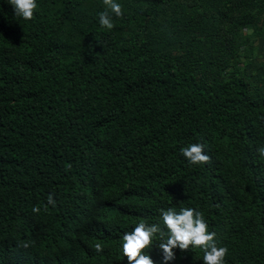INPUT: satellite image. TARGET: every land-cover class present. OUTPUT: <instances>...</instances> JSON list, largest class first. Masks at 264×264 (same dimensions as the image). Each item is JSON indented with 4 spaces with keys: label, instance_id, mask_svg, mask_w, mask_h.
Listing matches in <instances>:
<instances>
[{
    "label": "trees",
    "instance_id": "16d2710c",
    "mask_svg": "<svg viewBox=\"0 0 264 264\" xmlns=\"http://www.w3.org/2000/svg\"><path fill=\"white\" fill-rule=\"evenodd\" d=\"M36 2L0 0V264H128L123 235L169 208L203 213L224 264H264V56L241 68L236 35L262 36L264 0H115L111 30L103 0Z\"/></svg>",
    "mask_w": 264,
    "mask_h": 264
},
{
    "label": "clouds",
    "instance_id": "9594fccd",
    "mask_svg": "<svg viewBox=\"0 0 264 264\" xmlns=\"http://www.w3.org/2000/svg\"><path fill=\"white\" fill-rule=\"evenodd\" d=\"M12 5L14 16L24 20H31L34 10L37 8L36 0H7ZM106 7L104 12L99 14V24L111 30L114 27L110 12L117 17L122 16V6L115 0H103ZM202 143H192L180 149L181 154L193 165L209 163L211 158L205 154ZM258 152L264 156V148H259ZM48 204L53 207L56 201L49 195ZM32 211L38 213L39 207H33ZM160 215L163 221V228L159 224L148 225L140 222L130 232H126L122 237L121 251L127 258L128 264H155L149 254H144V250L153 244V237L160 235L161 242L157 247L162 252L164 264L175 259V248L182 251L189 250L190 247L201 248L203 250V264H224L227 248L218 246L216 233L208 231V225L203 213L193 208H182L179 212L169 208L161 209ZM166 229V231H165ZM26 246V245H25ZM97 252L103 251L100 243L94 245Z\"/></svg>",
    "mask_w": 264,
    "mask_h": 264
},
{
    "label": "rangeland",
    "instance_id": "374dc122",
    "mask_svg": "<svg viewBox=\"0 0 264 264\" xmlns=\"http://www.w3.org/2000/svg\"><path fill=\"white\" fill-rule=\"evenodd\" d=\"M236 35H239L238 38H237V41H238V44H241V48H240V61H241V68L243 66H245L246 69H249V65H247L246 63L249 62V61H252L254 62L255 65H258L259 63L262 62V58L264 56V45H263V42H264V28H263V31H262V36H260L258 38L257 37H254L253 38V31L251 29H246V30H243L241 31V33H237ZM243 36L245 37H252L253 40H252V49H249V48H246L245 47L247 46H244V38ZM245 50V52H244ZM257 52V53H256ZM255 60V61H254Z\"/></svg>",
    "mask_w": 264,
    "mask_h": 264
}]
</instances>
